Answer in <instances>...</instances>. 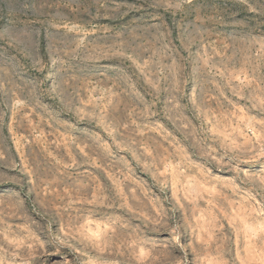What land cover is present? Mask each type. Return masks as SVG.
<instances>
[{
    "label": "rangeland",
    "instance_id": "1",
    "mask_svg": "<svg viewBox=\"0 0 264 264\" xmlns=\"http://www.w3.org/2000/svg\"><path fill=\"white\" fill-rule=\"evenodd\" d=\"M0 264H264V0H0Z\"/></svg>",
    "mask_w": 264,
    "mask_h": 264
}]
</instances>
